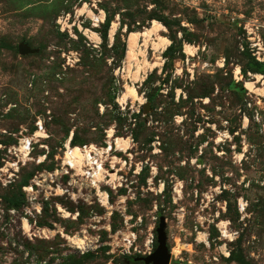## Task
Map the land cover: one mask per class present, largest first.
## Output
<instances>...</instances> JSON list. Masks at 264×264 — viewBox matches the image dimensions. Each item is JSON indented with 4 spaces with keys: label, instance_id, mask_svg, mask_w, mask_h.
Instances as JSON below:
<instances>
[{
    "label": "rangeland",
    "instance_id": "rangeland-1",
    "mask_svg": "<svg viewBox=\"0 0 264 264\" xmlns=\"http://www.w3.org/2000/svg\"><path fill=\"white\" fill-rule=\"evenodd\" d=\"M247 82L264 90V0H0V264H145L161 217L171 264H264V92ZM38 118L48 137L13 169ZM112 134L127 165L105 206L55 173L69 138Z\"/></svg>",
    "mask_w": 264,
    "mask_h": 264
},
{
    "label": "built area",
    "instance_id": "built-area-1",
    "mask_svg": "<svg viewBox=\"0 0 264 264\" xmlns=\"http://www.w3.org/2000/svg\"><path fill=\"white\" fill-rule=\"evenodd\" d=\"M100 21H103V19H96L97 23H100ZM35 125L36 129L31 135H24L19 138L18 144L9 150L18 158L17 163H13V169L14 166H18L19 162H24L25 158L31 154L34 144L48 137L47 129L41 118H38ZM112 137L114 138V134L111 135ZM118 149L120 151L127 150L117 146V138L105 145L97 143L74 145L72 144V138H69L64 144L63 153L59 156V168L56 169L55 176L60 174L61 176L67 175L73 179H79V184L85 185L94 191L97 200L106 206L110 202L111 191L118 193L125 185V177L120 173L118 166L120 164L126 166L127 160H123L115 153ZM46 157L44 155L38 162H43ZM14 160L13 162H15ZM135 172L139 174L140 169L135 170ZM34 183L39 185L38 182ZM25 189L31 196L35 190L33 184L25 186ZM125 241H127L125 243L127 248L131 249L135 242V234L126 237ZM146 245V254L149 255L155 250L154 239L148 240Z\"/></svg>",
    "mask_w": 264,
    "mask_h": 264
},
{
    "label": "bare ground",
    "instance_id": "bare-ground-1",
    "mask_svg": "<svg viewBox=\"0 0 264 264\" xmlns=\"http://www.w3.org/2000/svg\"><path fill=\"white\" fill-rule=\"evenodd\" d=\"M115 25V24H114ZM160 25L154 21V25L152 28L147 29L146 31H144L143 33L139 34V33H132L129 39V45H128V51H127V60L128 61H132L134 59H136L137 53H136V48H137V39L139 37V35H141L142 37L144 36V45L145 47L148 45V37L156 32L159 29ZM96 36V34H94ZM169 43V40H167L166 38L160 36V42H156L154 43V47L155 49L162 51L163 49H165L167 47ZM140 51V50H139ZM142 54H144V51H140ZM186 52L189 53L190 55L193 54V47L187 45L186 46ZM158 62H149L148 60H144L142 65H138L137 67V71L135 72V74L133 75L134 79H139L143 73L147 72L148 70L152 69L153 67L157 66ZM246 86L251 90V91H261L264 92V90H259L256 88V86L254 85V83L252 82H247ZM132 96L133 98H137V92L133 87H130L127 91V93L121 98V100H124L127 96ZM128 145V140L126 139H122V138H117V146L119 148L125 149L126 146ZM25 227L28 229L29 226L26 224V222L24 223ZM225 232V231H224Z\"/></svg>",
    "mask_w": 264,
    "mask_h": 264
},
{
    "label": "water",
    "instance_id": "water-1",
    "mask_svg": "<svg viewBox=\"0 0 264 264\" xmlns=\"http://www.w3.org/2000/svg\"><path fill=\"white\" fill-rule=\"evenodd\" d=\"M30 49L20 45V52H29ZM157 233V248L149 255L139 257L137 260L143 261L145 264H171L172 254L168 248L166 235V220L161 217L160 223L156 228Z\"/></svg>",
    "mask_w": 264,
    "mask_h": 264
},
{
    "label": "trees",
    "instance_id": "trees-1",
    "mask_svg": "<svg viewBox=\"0 0 264 264\" xmlns=\"http://www.w3.org/2000/svg\"><path fill=\"white\" fill-rule=\"evenodd\" d=\"M72 144H74V145H78V144H83V143H75V142L73 141V139H72Z\"/></svg>",
    "mask_w": 264,
    "mask_h": 264
}]
</instances>
